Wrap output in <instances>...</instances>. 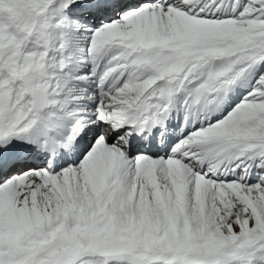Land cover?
Wrapping results in <instances>:
<instances>
[{
  "label": "snow or ice",
  "instance_id": "obj_1",
  "mask_svg": "<svg viewBox=\"0 0 264 264\" xmlns=\"http://www.w3.org/2000/svg\"><path fill=\"white\" fill-rule=\"evenodd\" d=\"M0 264H264V0H0Z\"/></svg>",
  "mask_w": 264,
  "mask_h": 264
}]
</instances>
